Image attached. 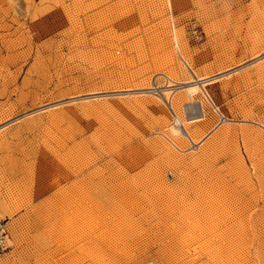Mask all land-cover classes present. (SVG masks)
<instances>
[{
	"label": "rangeland",
	"instance_id": "374dc122",
	"mask_svg": "<svg viewBox=\"0 0 264 264\" xmlns=\"http://www.w3.org/2000/svg\"><path fill=\"white\" fill-rule=\"evenodd\" d=\"M0 264H264V0H0Z\"/></svg>",
	"mask_w": 264,
	"mask_h": 264
},
{
	"label": "bare ground",
	"instance_id": "6f19581e",
	"mask_svg": "<svg viewBox=\"0 0 264 264\" xmlns=\"http://www.w3.org/2000/svg\"><path fill=\"white\" fill-rule=\"evenodd\" d=\"M254 43H255V42H254ZM258 66H259V65H258ZM260 66H261V65H260ZM260 66H259V67H260ZM260 69H261V68H260ZM199 76H200V75H199ZM166 77H167V76H166ZM204 77H205V76H204ZM201 78H202V77H201ZM205 80H206V79H205ZM195 82H196V81H195ZM203 83H204V82H203ZM168 84H169V83H168ZM204 84H205V83H204ZM9 86H10V85H9ZM168 86H169V85H168ZM168 86H167V88H168ZM200 86H201V85H200ZM200 86H199L198 84H196V83L193 84V85L191 84L189 87L187 86V87H188V93L191 94V95L193 96L194 94H196L197 92H199L200 88L202 87V86H201V87H200ZM165 87H166V86H165ZM163 89H164V88H163ZM186 89H187V88H186ZM201 89H202V88H201ZM184 90H185V89H184ZM186 91H187V90H186ZM204 91H205V90H204ZM206 91H207V90H206ZM172 94H173V93H172ZM163 95H164V94H163ZM171 97H172V96H171ZM199 97H200V96H199ZM200 98H201V97H200ZM175 99H176V98H175ZM177 99H178V98H177ZM182 99H184V98H182ZM191 99H192V98H191ZM178 100H179V99H178ZM187 100H188V99H187ZM202 100H203V99H202ZM175 101H176V100H175ZM181 101H183V100H181ZM181 101H180V102H181ZM178 102H179V101H178ZM200 102H201V101H200ZM203 102H204V101H203ZM203 102H202V103H203ZM178 104H179V103H178ZM189 104H190V103H189ZM203 104H204V103H203ZM13 105H14V104H13ZM193 105H194V104H193ZM186 107H187V106H186ZM187 108H189V107H187ZM190 108H191V106H190ZM3 109H4V108H3ZM171 109H172V114H173V116H174V123L172 122L173 124L171 125V128H170V129L172 130L173 134L176 135L175 137L179 136L180 133H183V134H186V136H187V135L189 136L192 132H191V130H189V131L191 132V133H190V132L187 130V127H188V126H186V125H185V121H183L185 118L182 119V118L180 117L181 115H179V113L177 114V113L173 110V108H171ZM171 109H170V110H171ZM174 109H175V108H174ZM9 110H10V109H9ZM176 111H177V110H176ZM197 114H198V113H197ZM53 115H54V114H53ZM198 115H199V114H198ZM224 115H225V114H224ZM224 115H223V116H224ZM186 116H187V115H186ZM200 116H201V115H200ZM226 116H227V115H226ZM198 118H199V117H198ZM189 119H190L191 121L196 120V119H197V115H192V116L190 115V118H189ZM2 121H3V120H2ZM197 121H198V120H197ZM191 123H192V122H191ZM181 125H182V126H181ZM44 126H45V125H44ZM183 134H182V135H183ZM190 136H191V135H190ZM168 137H169V136H168ZM192 137H193V136H192ZM172 139H173V137H172ZM174 140H175V139H174ZM193 140H194V139H193ZM172 141H173V140H172ZM176 141H177V140H176ZM200 141H202V140H200ZM200 141H198V142L201 143ZM174 142H175V141H174ZM178 147H179V146H178ZM58 167H59V166H58ZM62 170H63V169H62ZM67 171H68V170H67ZM72 172H73V171H72ZM64 173H65V172H64ZM66 174H68V173H66ZM66 174H65V175H66ZM71 174H72V173H71ZM68 175H69V174H68ZM70 176H71V175H70ZM70 176H69V177H70ZM73 176H74V175H73ZM74 177H75V176H74ZM86 177H87V176H86ZM88 177H89V176H88ZM67 178H68V177H67ZM55 180H56V179H55ZM72 180H73V179H72ZM75 180H76V179H75ZM75 180H74V181H75ZM78 180H79V179H78ZM74 181H73V182H74ZM68 182H69V181H68ZM60 183H61V182H60ZM75 183H76V181H75ZM75 183H74V184H75ZM90 183H91V182H90ZM70 184H71V183H70ZM72 184H73V183H72ZM77 184H78V182H77ZM94 184H95V183H94ZM60 185H61V184H60ZM60 185H59V186H60ZM62 185H63V184H62ZM64 185H65V184H64ZM79 185H80V183H79ZM79 185H76V184L73 185V188H72V189L74 190V192H75V190L78 189L77 186H79ZM81 185H82V184H81ZM95 185H96V184H95ZM70 186H72V185H70ZM70 186H69V187H70ZM90 186H92V185H90ZM92 187H93V186H92ZM62 188H64V187H62ZM79 188H80V187H79ZM93 188H94V187H93ZM96 188H97V187H96ZM58 189H59V188H58ZM58 189H56V191H57ZM72 189H71V190H72ZM63 190H64V189H63ZM65 190H66V189H65ZM69 190H70V189H69ZM82 190H83V189H82ZM53 191H54V190H53ZM62 192H63V191H62ZM67 192H68V190H67ZM70 192H71V191H70ZM70 192H69V193H70ZM74 192H72V193L74 194ZM76 193L79 194V191H76ZM76 193H75V194H76ZM51 194H52V193H51ZM53 194H55V193H53ZM66 194H68V193H66ZM70 194H71V193H70ZM73 194H72V195H73ZM61 195H62V194H61ZM61 195L59 194L60 197H61ZM64 195H65V194H64ZM72 195H71V196H72ZM54 197H55V196H54ZM69 197H70V196H69ZM73 197H74V196H73ZM57 198H58V197H57ZM64 198H65V197H64ZM66 198H67V196H66ZM55 199H56V198H55ZM60 199H61V198H60ZM68 199H69V198H68ZM78 199H79V198H78ZM62 200H63V198H62ZM64 200H65V199H64ZM47 201H49V200H46L45 203H48ZM66 201H68V200L66 199ZM73 201L75 202V201H76V198H75ZM50 202L52 203V200H51ZM50 202H49V203H50ZM54 202H55V204H58V205H59V204H60L61 202H63V201L60 202V201H57V200H56V201H54ZM64 202H65V201H64ZM68 202H69V201H68ZM72 203H73V202H72ZM76 203H79V202L76 201ZM61 205H62V204H61ZM63 205H64V204H63ZM65 205H66V203H65ZM68 205H69V204H68ZM73 206H74V205H73ZM76 206H77V205H76ZM77 207H78V206H77Z\"/></svg>",
	"mask_w": 264,
	"mask_h": 264
}]
</instances>
